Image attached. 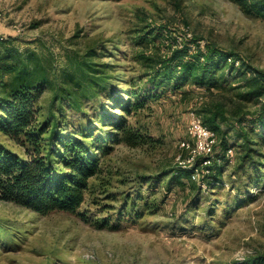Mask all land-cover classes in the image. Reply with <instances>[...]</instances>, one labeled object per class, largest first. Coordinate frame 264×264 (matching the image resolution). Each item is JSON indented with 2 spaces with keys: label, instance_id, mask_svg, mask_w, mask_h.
Listing matches in <instances>:
<instances>
[{
  "label": "rangeland",
  "instance_id": "374dc122",
  "mask_svg": "<svg viewBox=\"0 0 264 264\" xmlns=\"http://www.w3.org/2000/svg\"><path fill=\"white\" fill-rule=\"evenodd\" d=\"M149 25L166 28L142 39ZM182 41L190 54L210 43L264 72V14L234 0H0V100L11 66L36 78L40 122L110 137L115 130L97 117L109 112L137 119L150 137L135 148L101 141L112 148L75 212L0 199V264H264V124L235 122L259 112L263 98L244 97L233 60L217 56L216 86L156 85L153 60ZM141 98L136 116L118 106ZM218 105L220 128L203 122L216 139L212 158L232 154L207 172L182 143L192 144L193 114L204 121ZM246 140L253 163L243 161Z\"/></svg>",
  "mask_w": 264,
  "mask_h": 264
},
{
  "label": "trees",
  "instance_id": "16d2710c",
  "mask_svg": "<svg viewBox=\"0 0 264 264\" xmlns=\"http://www.w3.org/2000/svg\"><path fill=\"white\" fill-rule=\"evenodd\" d=\"M234 1L247 6L252 13L264 14V0ZM165 28L166 25H149L141 38H153ZM182 42V49L174 50L163 60H153L152 66L155 67L150 74L156 85L168 86L173 80H192L201 86L207 83L214 86L218 68L215 59L217 56L222 58L223 62L233 60L230 76L235 74L236 78L242 79L244 86L249 88L244 97H262L264 101V72L248 67L240 55L223 51L210 43L206 44L205 49H197L190 54L187 41ZM235 62H240L241 65L237 69L234 67ZM9 70H13L15 74L1 84L3 98L0 100V199L43 214L50 211L75 212L85 200L89 179L100 171L101 156L112 148L101 141L124 143L135 148L150 137L142 133L137 119L132 122L126 115L114 117L109 112L100 113L97 117L101 121L108 120L106 124L112 126L116 135L93 137L88 135L90 130L77 131L74 128L67 129L68 133H63L59 123H51L50 120L39 121L36 100L42 91L39 85H35L36 78H32L29 73L17 72L11 66ZM136 94V91H131L126 93V96ZM119 100V97L114 98L111 106L116 107L115 104ZM145 101L146 98H141L133 103L128 99L126 102L120 101L118 106L123 114L134 109L136 116ZM221 108L223 106L218 105L211 117L203 121L214 130L220 128L217 124L219 118H224ZM251 116L240 117L235 122L239 127L241 123L249 122L250 126L257 129L264 124V103L261 110ZM109 138L113 141H105L110 140ZM9 142L17 145L21 154L15 152ZM249 142L251 141L246 140L247 152L243 155V161L251 159L250 162L253 163V148ZM228 150L226 149L224 154H218L215 160L213 156L210 157V163L205 165L207 172L218 166V158L220 161L225 160ZM215 151L216 148L214 153ZM215 180L218 182L219 179L215 177Z\"/></svg>",
  "mask_w": 264,
  "mask_h": 264
},
{
  "label": "built area",
  "instance_id": "2783aa9c",
  "mask_svg": "<svg viewBox=\"0 0 264 264\" xmlns=\"http://www.w3.org/2000/svg\"><path fill=\"white\" fill-rule=\"evenodd\" d=\"M188 135L192 139V144L183 142L182 146L190 148L194 156H202L204 164H209L216 144L214 133L204 125L199 116L193 114L188 125ZM227 154L231 155V150H228Z\"/></svg>",
  "mask_w": 264,
  "mask_h": 264
}]
</instances>
